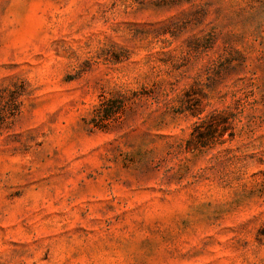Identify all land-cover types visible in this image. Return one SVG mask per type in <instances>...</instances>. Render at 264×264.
I'll list each match as a JSON object with an SVG mask.
<instances>
[{
    "label": "rangeland",
    "instance_id": "obj_1",
    "mask_svg": "<svg viewBox=\"0 0 264 264\" xmlns=\"http://www.w3.org/2000/svg\"><path fill=\"white\" fill-rule=\"evenodd\" d=\"M0 264H264V0H0Z\"/></svg>",
    "mask_w": 264,
    "mask_h": 264
},
{
    "label": "trees",
    "instance_id": "obj_2",
    "mask_svg": "<svg viewBox=\"0 0 264 264\" xmlns=\"http://www.w3.org/2000/svg\"><path fill=\"white\" fill-rule=\"evenodd\" d=\"M126 99L119 98L113 100H106L96 107L93 112V119L90 122L93 127L98 129H102L103 127L107 126L111 122H114L119 119V117L124 113L125 110ZM10 110L6 111L4 114L5 119L8 117L6 115H11ZM99 120L100 124H96L95 120Z\"/></svg>",
    "mask_w": 264,
    "mask_h": 264
}]
</instances>
